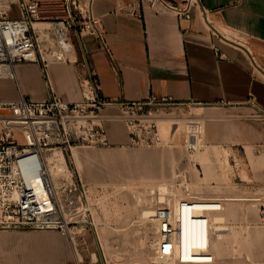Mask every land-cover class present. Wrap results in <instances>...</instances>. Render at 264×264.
Masks as SVG:
<instances>
[{
	"label": "built area",
	"instance_id": "built-area-1",
	"mask_svg": "<svg viewBox=\"0 0 264 264\" xmlns=\"http://www.w3.org/2000/svg\"><path fill=\"white\" fill-rule=\"evenodd\" d=\"M62 3V17H45L40 0H0V79L17 83L16 65L38 64L46 75L49 90L44 101H34L23 93L15 102L0 98V231L56 230L74 240L89 225L96 227L89 194L82 182L74 181L67 165L57 182L48 155L57 151L65 157L74 148L85 146L112 147L115 143L109 130L115 124L125 127L129 146L171 148L173 140L165 138L161 120L203 105L180 103L169 95L152 94L141 100L106 98L86 47L83 70L78 75L81 100L66 102L56 93L48 68L52 64L70 63L75 38H93L112 65L115 61L102 20L94 13V0H62ZM196 7L210 27V13L199 0H136L131 5H121L120 9H129L132 16L140 18L143 9L150 8L190 21ZM39 22L45 25L42 29L36 28ZM242 41L236 39L233 44L255 61L247 43ZM248 105L264 119V109L254 98L249 99ZM169 119V135H175L179 121L183 122L186 150L191 155L197 153L206 129L205 120L181 114ZM171 191L163 200L158 192L159 197L151 200L152 215L143 217L152 252L148 264H217L212 244L219 232L213 227L212 216L224 212L231 198L201 197L185 190V196L178 199ZM185 224L198 229L193 244L182 239ZM76 254L79 255L77 249ZM74 264L84 262L77 258Z\"/></svg>",
	"mask_w": 264,
	"mask_h": 264
},
{
	"label": "rangeland",
	"instance_id": "rangeland-1",
	"mask_svg": "<svg viewBox=\"0 0 264 264\" xmlns=\"http://www.w3.org/2000/svg\"><path fill=\"white\" fill-rule=\"evenodd\" d=\"M40 1L45 10L43 16L64 15L62 0ZM224 33L243 42L231 33ZM72 57L71 52L69 58ZM198 108L207 110L199 115ZM179 114L205 120L201 148L194 155L186 150L183 122L179 123L180 130L175 135L164 134L165 138L173 140L174 147L171 148H138L115 143L107 148H75L72 153H65V158L58 154L62 157L61 163L57 159L53 168L57 171V168H63L60 164L67 165L74 181L85 185L96 227L89 225L79 237L76 236V241L56 230L0 231V237L5 240L0 244V264H42L32 257L36 253L59 255L62 261L54 264H74L76 249L78 258L83 256L80 260L84 264H94L97 260V264H148L152 252L143 212L150 209L152 198L159 197L158 192L153 195L151 190L145 189L154 184L169 185L178 199L185 196V190L201 197L249 199L226 205L225 212L220 215L226 217L227 211L233 208L235 215L229 220L225 218L230 231L223 238L219 233L215 235L218 238L213 241L212 252L217 264H263L264 229L254 228V222L263 217L264 192H258L256 196L249 189L254 180L251 174L264 171V163L259 158L262 149L255 142L256 135L252 143L244 146L232 141L230 136L234 126L252 127L264 136V119L249 109L231 111L214 105L193 106L189 111L183 110L171 117ZM208 116L213 120L210 121ZM226 133L230 134L229 138ZM205 156L210 169L208 175L200 163ZM61 176L53 177L58 182ZM140 194L144 195L139 197ZM256 197L261 201H250ZM145 200L149 208L142 209L141 203Z\"/></svg>",
	"mask_w": 264,
	"mask_h": 264
},
{
	"label": "crops",
	"instance_id": "crops-1",
	"mask_svg": "<svg viewBox=\"0 0 264 264\" xmlns=\"http://www.w3.org/2000/svg\"><path fill=\"white\" fill-rule=\"evenodd\" d=\"M135 1L94 0L93 10L102 20L115 65L93 38H75L70 63L52 64L48 68V77L61 98L66 102L81 100L78 75L83 70V48L86 47L106 98L141 100L152 94L169 95L180 103L195 102L231 111L252 110L248 101L254 98L264 109V0H199L210 13V27L198 7L193 9L190 21L171 13H156L150 8L143 9L140 18L132 16L129 9H120L121 5L128 6ZM220 29L244 40L255 61L243 48L233 44L236 39ZM215 49H219V53ZM15 73L17 83L8 78L0 79L2 101L15 102L21 93L34 101L48 99L46 75L40 65L18 64ZM197 110L201 115L207 108ZM208 119L212 121L213 117L208 116ZM109 133L114 143L127 144L128 135L123 125H112ZM226 134L229 138L230 134ZM231 135L230 139L241 146L252 143L256 135L255 142L262 149L259 158L264 163V136L258 129L234 126ZM200 163L208 175L207 157H202ZM251 177L254 180L249 189L258 196V192H264V171ZM231 199L232 203L249 200ZM250 201L258 202L261 198ZM234 215L235 208L227 211V218L220 215L218 221H224L228 227L225 218L229 220ZM254 225L256 229H264V211ZM3 241L0 237V244ZM32 257L42 264L62 261L56 254L36 253Z\"/></svg>",
	"mask_w": 264,
	"mask_h": 264
},
{
	"label": "bare ground",
	"instance_id": "bare-ground-1",
	"mask_svg": "<svg viewBox=\"0 0 264 264\" xmlns=\"http://www.w3.org/2000/svg\"><path fill=\"white\" fill-rule=\"evenodd\" d=\"M43 25L44 24H40V22H39V24L37 23L36 24V28L37 29H42V27H43ZM200 115V114H199ZM169 118H171V117H166V118H164V119H162L161 120V122H160V125H161V131L163 132V134H165V133H170V129H171V125L170 124H168L169 122H171V120L169 119ZM179 123H182V122H179ZM180 130V127H179V129L177 130V132ZM165 131V132H164ZM75 149V148H74ZM58 154H61L60 152H57V151H55L53 154H50V155H48V161H49V163H50V169H51V173H52V175L53 176H60L61 175V171L63 170V168L65 167V166H63L62 164H60L61 165V167H63V168H57V171H55V168H53V163H55V161H57V159L59 160V163H61V161L60 160H62V157H60ZM77 154V153H76ZM62 155V154H61ZM63 156V155H62ZM64 157V156H63ZM122 157V156H121ZM123 157H125V156H123ZM65 158V157H64ZM81 160V159H80ZM112 160V159H111ZM116 160V159H115ZM58 163V162H57ZM57 163H56V165H57ZM115 163V162H114ZM55 165V166H56ZM119 165V164H118ZM59 167V166H58ZM120 167V166H119ZM131 168V167H130ZM140 169V168H139ZM145 169V168H144ZM120 171V170H119ZM125 171V170H124ZM130 171V170H129ZM132 171H134V170H132ZM138 171V170H137ZM55 172H56V174H55ZM148 172V171H147ZM125 175V174H124ZM134 176V175H133ZM139 176V175H138ZM155 176V175H154ZM150 177V176H149ZM140 178V177H139ZM147 178V177H146ZM131 179V178H130ZM143 179V178H142ZM135 181V180H134ZM129 182V181H128ZM149 183V182H148ZM145 189H147V190H151V192H154V191H156V192H159V195H160V198L159 199H161V200H163V199H165L164 198V195H166V194H168V193H170V192H172L171 191V187L169 186V185H167V184H154V185H152V186H150V187H147V188H145ZM144 194H140L139 195V197H142ZM231 200H233V199H231ZM235 200H239V199H235ZM230 202V201H229ZM142 204V209L144 208V207H148V205L149 204H147V200H145L144 201V203H141ZM149 208V207H148ZM144 218H147V217H149L150 215H152V213H153V210L150 208V209H146V210H144ZM220 214L221 213H219V214H215V215H213L212 216V221H213V227L215 226V228H216V231H218L219 232V237L220 238H223V236L225 235V233L226 232H228L229 230H228V227H226L225 226V224H224V221L221 223V222H219L218 221V217L220 216ZM197 237H198V229L196 228V227H194L193 225H187V224H185L184 225V227H183V233H182V239L184 240V242L186 243V244H193V242L197 239ZM182 239H180V241L182 240ZM73 241H76V240H73ZM145 241V240H144ZM76 255V254H75ZM92 257V256H91ZM76 258H78V256H76ZM79 259H83V256H79ZM92 259H94V258H92Z\"/></svg>",
	"mask_w": 264,
	"mask_h": 264
}]
</instances>
